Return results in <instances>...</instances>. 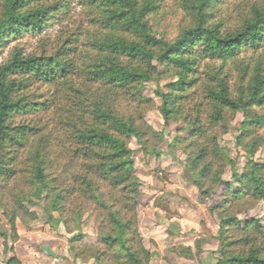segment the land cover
<instances>
[{
	"label": "trees",
	"instance_id": "trees-1",
	"mask_svg": "<svg viewBox=\"0 0 264 264\" xmlns=\"http://www.w3.org/2000/svg\"><path fill=\"white\" fill-rule=\"evenodd\" d=\"M77 1L88 14L87 24L75 25L71 33L60 31L50 45L45 42L39 51L26 52L20 43L8 45L25 33L41 34L52 21L61 20L72 0H0V52L8 48L0 62V182L16 175L8 167L9 143L15 144L16 161L17 148L30 142V132L38 134L27 122L15 124L14 138V117L49 109V101L38 100V90L51 88L54 96H61L57 99L65 100L55 109L65 114L59 120L68 131L69 167L79 158L83 165L69 184H50V141L39 136L30 143L27 158L31 195L43 200L49 189L50 205L44 208L50 218L51 209L64 207L66 200L71 203L73 195L95 203L105 248L92 256L93 264H149L152 251L138 228L141 182L129 141L134 137L144 153H155L147 149L145 137L161 132L144 119L142 108L150 99L142 91L155 77L172 76L167 91L157 90L159 111L165 124L181 120L190 134L175 137L168 152L179 149L184 154V170L198 202L218 194L208 209L218 221L216 264H264V224L259 218L237 217L264 203V161L255 158L264 146V3H247L242 24L232 27L230 17L225 20L216 7L234 0H178L184 21L170 42L158 37L151 23L161 0ZM237 112L243 119L235 145L246 158L240 172L219 145ZM226 164L234 183L222 176ZM16 215L12 211L8 220L13 240L18 237ZM69 246L84 260L85 249L78 253ZM184 250L189 253L188 247ZM7 264L20 262L12 257Z\"/></svg>",
	"mask_w": 264,
	"mask_h": 264
},
{
	"label": "rangeland",
	"instance_id": "rangeland-1",
	"mask_svg": "<svg viewBox=\"0 0 264 264\" xmlns=\"http://www.w3.org/2000/svg\"><path fill=\"white\" fill-rule=\"evenodd\" d=\"M71 3L69 13L61 19L62 21H52L41 34L25 33L24 36L11 40L8 46L12 47L16 43H20L26 52L39 51L42 43L46 42V45H50L60 31L66 30L68 33H71L75 31V25L79 23L86 25L89 19L87 12L83 10V7L78 4L77 0H72ZM247 3L262 4L264 0H234L229 5L219 4L216 9L222 12V17L225 20L230 17L229 22L232 27H238L242 24L244 15L249 9ZM183 21L184 15L178 6V0H161V6L155 17L151 16V23L156 35L170 42L178 36ZM7 54L8 48L5 47L0 52V62ZM174 79L172 76L165 75L155 77L145 84L142 91V94L150 99L142 108L144 119L154 131L161 132L159 136H151L152 134L149 133L145 137L147 139H145L147 149H155V153L154 151L150 154L144 153L142 148H139L134 137L129 141V146L134 150L136 174L141 182V193L137 206L138 228L141 235V231H143L144 236H142L145 240V245L148 246L145 236L149 237L153 228H149V230L143 228H145L144 224L146 223L151 225L150 223L155 221V217H158L156 221H162L166 225H172L167 230L168 235L171 236L177 233L179 234V227L177 225H179V220L185 216L183 215L182 217V214H180L181 211L187 212L185 209L189 210L193 220L188 222L186 229H180L181 236L185 237L186 240L184 242L181 240V242L175 245L172 242L168 243L164 241L163 237L166 236V233L163 230H159L157 236L160 237L162 246L160 249L158 248L156 257L149 264H197L199 252L201 253L200 255H205L203 257L206 258L207 254L210 255L212 253V250L208 251L206 249L211 246L216 247L217 245V240H213V238L215 233L217 235L218 221L208 213V209L218 199V194H215L212 200H206L204 203L196 201L197 194L196 200L193 199L191 194L192 184L189 182V177L186 176L183 166L184 154L179 149L174 151V154L168 152V144L175 137L180 136L186 138L190 134L189 126L181 120L174 118L165 124L159 111L161 99L157 94V90L167 91L166 85L174 81ZM39 91H42L39 95L40 97L37 96L38 93H35V96L39 97L38 100L49 101L50 108L45 111L40 110L33 114L18 115L13 119L12 136L14 138L16 133L15 124L20 125L31 122L35 129L38 130V134L35 136L34 132H30V142L26 143L23 147L17 148L19 156L16 158V161L15 144L13 145V141H11L8 145L7 159L9 163L11 162L8 167L14 173L16 170V175L11 176L8 181L2 179L0 182V232L4 229L10 230L8 224L9 215L12 211H15L17 214L15 220L17 222H20L22 218L28 219V222H22L24 225L31 221L47 224L53 230L61 228L66 233L68 242L73 247V251L76 250L79 253V251L85 249L82 257L84 261H89L92 256L100 254V251L105 248L100 242L98 212L95 208V203H90L86 197H74L73 195L71 203L69 200H66L67 204L64 207H60L58 210L51 209L50 218L44 208L45 205L47 207L50 205L51 194L49 189V195L44 196L47 189L42 186L45 190L43 195L44 199L39 201L31 195V191L29 190L31 176L29 174L30 166L28 165L27 158L31 153L30 143L35 142V139L41 135L42 139L45 138L50 141L46 151L48 153L46 173L52 178L49 182L50 184H56L58 188L69 184V178L72 180L73 173L83 165L80 158L77 160L73 158V167H69L68 164V161L72 159V157H69L70 150L68 151L67 149L69 145L68 131L64 129L63 124L59 120L60 115L64 116L65 114L62 111L59 113L55 109L56 107L64 105L65 100L57 99L56 97L61 98V96H54L51 88L41 87ZM54 104L58 106H54ZM242 119L241 112H237L230 118L226 133H223L220 137V132L217 131L221 138L219 145L225 147L230 157L236 161L235 169L238 172L243 170L246 162L242 149L235 145V138L240 133L239 125ZM261 132L262 129L260 130ZM255 158L264 161V146L255 153ZM222 176L225 180L234 183L231 168L228 164H226ZM106 186L104 191L108 189ZM219 190L218 188L217 191ZM29 198L35 199V203L30 204L27 202L26 199ZM21 207L27 209L28 212H23ZM239 207L244 209L242 206ZM32 213L35 214L34 219L31 218ZM237 217L241 220L249 217L259 218L262 224H264V203L259 202L255 204L246 211L237 214ZM197 222L203 223L198 225L199 223ZM10 235L13 239L12 233ZM149 239L151 238L149 237ZM149 245L150 250L158 247L152 241ZM186 246H189V253H186L184 250ZM180 255L187 257L188 261L179 257ZM211 257V264H216L213 258H218V254L215 253Z\"/></svg>",
	"mask_w": 264,
	"mask_h": 264
},
{
	"label": "crops",
	"instance_id": "crops-1",
	"mask_svg": "<svg viewBox=\"0 0 264 264\" xmlns=\"http://www.w3.org/2000/svg\"><path fill=\"white\" fill-rule=\"evenodd\" d=\"M191 194L193 196V199L196 200L197 190L193 186L191 188ZM185 210L187 212L179 211L180 214H182V217L183 215H185L184 218L179 220V225H177V227H179V234L177 233L172 236L168 235L169 233L167 230L172 225H166L162 221H156L158 217L154 218L155 221H152L150 223L151 225H148V223L144 224L145 228L143 229L149 230V228H153V231L150 233L151 235H149L151 239H149L148 236H145L147 238V248H150L149 244H151V241L153 242V244H156L158 246L157 248L154 247V249L151 250V261H153V259L156 257L158 248L160 249L162 246V241L161 239H159L160 237L157 236V232H159V230H163V232L166 233V236L164 235L165 237L163 238L164 241L168 243L172 242V244L175 245L176 243L181 242V240L183 242L184 240H186L185 237L181 236L180 229H186V227L188 226V222L192 221L193 219L191 218V213L189 212V210ZM197 223H199L198 225H201L203 222ZM16 230L18 236L16 240H13L12 237H10V230L4 229L0 232V259L2 264H7L8 260L12 257H16L19 260L20 264H93V260L84 261L76 257L70 251L68 237L61 228L53 230L49 225L40 222H30L26 225L20 222H16ZM141 232L143 235V231ZM214 235L215 236L213 240H217L216 233ZM216 242V247L211 246L206 249L208 251L212 250V253L210 255L207 254L206 258L203 257L205 255H200L201 253L199 252L197 264L212 263L211 255L213 256L215 253H217L216 251L219 247L218 240ZM179 257L184 258L185 261H188V258L184 255H180ZM216 258H213V260L216 261Z\"/></svg>",
	"mask_w": 264,
	"mask_h": 264
},
{
	"label": "built area",
	"instance_id": "built-area-1",
	"mask_svg": "<svg viewBox=\"0 0 264 264\" xmlns=\"http://www.w3.org/2000/svg\"><path fill=\"white\" fill-rule=\"evenodd\" d=\"M0 264H2L1 259H0Z\"/></svg>",
	"mask_w": 264,
	"mask_h": 264
}]
</instances>
